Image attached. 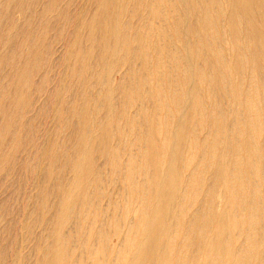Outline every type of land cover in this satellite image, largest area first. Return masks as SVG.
Masks as SVG:
<instances>
[{"label":"rangeland","instance_id":"obj_1","mask_svg":"<svg viewBox=\"0 0 264 264\" xmlns=\"http://www.w3.org/2000/svg\"><path fill=\"white\" fill-rule=\"evenodd\" d=\"M101 1L102 0H0V82H1L0 83V175H1L0 176V200H1L0 201V206H1L0 207V230H1L0 231V250H1L0 256L3 253L2 257L0 258L1 259L0 264H10V263L11 264H33L34 261L38 262V264H44V261L53 253L56 256V261L54 264H61V263L62 264H64V263L65 264H78V261L82 262V263L80 262L79 264H84V263L87 264L88 262L86 260L90 261L89 264H91V263L93 264V262H94L93 258L90 255H88L87 253H88L90 246L93 247L91 244L93 243V241H94L93 239H95V237H96V239H95L96 240L95 241L96 246L98 245V243H99V245L101 244V242L97 241V239L99 240V238H97L98 234H96L97 233L96 231L99 229L103 230L104 232H106L108 234L110 231H112V232H110L111 234H109V235L106 234L107 237H105V239L109 240V243L106 242L107 240H105L104 241L105 244L101 245L102 247L100 246L101 247L100 249H104V248L106 249L108 247V244H109V247L107 248V250H105V249H104L105 251L103 250V255L106 258V255L104 253L105 252L107 253V251H108L109 253L107 254L108 257L106 258V260L112 259L111 257L114 258L117 255L116 254L118 251V250H116L118 248L117 243L120 244V239L116 238V235L113 234L114 232H113L112 225L110 226L109 224H112L111 222L114 221L113 220L114 218L112 216L119 213L122 208H123L122 212H121L122 214L115 215L114 217H116L119 220L121 215H122L121 216L122 219H124V215H126V213H125L126 212V210H125L126 206L124 205L125 207H123V204H124L123 200L124 199L121 198L122 199L121 205L119 203V201L121 202L120 196L125 197L124 193H123L124 192L123 190H125V188L122 187V186H126V181H124L125 180L124 174L126 172L122 171V168L124 166L125 167L123 168V170L126 168L125 158L126 159L129 158V154H130V156H131V154L136 156L135 154H137V153L139 155V154H141L139 152H142L144 150H149V151L151 150L150 152L153 154V156H158V152H159V148H160L158 145H159L160 141L157 140L158 138L156 139L157 136L155 135V133H152V132H154V125H153L154 123H152V122H156L157 119L161 120V118L163 121V118L165 119V114H166L164 112H166L167 110H169V111L171 110L170 113H172V111L174 113L175 110H177L176 113H174V115L172 114L175 118V119L174 118L172 119V122L174 121L173 124H175V125H173V129H174L173 131H175V132H172V134L173 135L175 134V135H174V137H173V135L171 137V140H173V141L175 140V142L172 143V148L176 147L177 144L179 145L182 138L184 137V135L179 137V133H177L178 131L175 130V129L179 130V126L183 127L182 128L184 130L183 134L184 133L187 134V132H189V130H191L194 133V134H192L191 131H190V133H188V140L192 138L191 141L188 142V140H187L185 142L184 140H182L185 144H187V146H189V145L191 146V149L189 146L188 151H185L184 154L186 155V154L190 153L189 154L190 157L193 156L192 157L193 160L196 159V161H194L195 163L193 162L192 167H191V165L187 166V167H185L186 169H184V170H187L189 168V169H191V171H193L192 168H194V166L197 167L196 164L199 165V164L205 162L204 160H202L203 151H204L203 146L206 143H208L207 142L208 138L210 139V138L214 137V135L212 136L210 133L213 134V130H214L213 128L215 127V125H214L215 120L213 121V117H212L215 106L217 109H220V111L222 113H223V111H225L222 114L223 118H222V121L220 123L221 124L220 128L222 130H220V128H219V130L222 134V135L219 134V137H220L219 139L220 140L222 139V141L219 140V144H220V146H221V144L225 145V146L222 145L221 147L219 146V148L221 150H224V147H225V150H227V148H228L227 141L224 140L223 138L225 136V133H226V136H228L231 133L232 124L234 122V121L232 122V120H234L235 118L239 119V120L241 119V121H240L241 126L245 125V126L239 127V128H244L243 131L245 130L244 131L245 133L241 132L242 131V129H241V131H240L241 133H238L237 135H243V136H237L236 135L235 137L237 138V141H241V143H242L245 140V138L247 137L245 135L246 130H247L245 120L247 121L249 117L246 113L244 106L238 100L239 97H243V94H244V96H250L255 101V103L257 105L261 102V104L258 105V108H259V114H261L260 116L263 118H260L259 120H260V123L262 124V130H264L263 129L264 128V115H263L264 114V112H263L264 111V91H263L264 90V43L260 44L259 47H254L248 41V35H249L248 32L250 31V26H252L257 31L264 33V9H263L264 0H256L257 12H256V15L249 18V20H248L249 22L244 20V22L243 21L241 22L242 25H241V23H238V25H237V28L239 31L238 37L231 36V35H233V34H231V31H230V33L228 32L229 31L228 29L230 28V27L229 28L227 27V26H229V22H227V21H228V17L230 16V12H229V6L230 5H229L228 0H159V3H160L159 7L160 8L158 11L151 9L150 4H151L152 0H111V1H108L106 4L107 8L109 9L111 16L113 17V19L110 23L111 25L110 24L105 25L104 23L103 24L98 23L97 25L93 26V25H91V23L97 18L98 9L102 4ZM177 1H179V2H177ZM259 10H261V11L259 12ZM261 12H262V14H261ZM72 15H73V17H72ZM204 19H208L212 22V24L214 25L213 30L208 31L205 29V27L202 23ZM123 23H126V26ZM245 25H247V26H245ZM91 27L94 28V35H95L94 39H93V37L90 38V34L92 32ZM147 27L151 28V33H150L151 35H148L149 40L151 41L150 44H146L147 38L145 40ZM161 29L164 30L163 35L159 34V30H161ZM176 33H178V34H176ZM192 33H193V36L191 35ZM123 41H125L123 48H124V52L126 53V55H125V57L121 58L119 54H120L121 49H122V42ZM198 41H199V43H198ZM195 42H196V44H195ZM107 43H108V45H107ZM199 44H201V45H199ZM152 45H155L158 47L160 46V48H162L161 54H163V55L159 58L158 63H157V58L155 56L154 49H153ZM193 46H195V47H193ZM174 49H176L177 52H173ZM184 51H186V52H184ZM175 53H177V55L181 58V60L183 62V69H182L181 65L176 64L175 59L173 57V54H175ZM151 54L154 56H152ZM260 55H261V57H260ZM253 56L259 57V60L255 63L251 62V58H253ZM103 57L107 58V64L102 63ZM236 58L238 59V62L241 63L240 65L239 64L236 65V62H235ZM164 60L166 63L164 62ZM176 70H178V71H176ZM200 71H202L204 73L202 79H199V77L197 75ZM122 73H123V75H122ZM178 73H180V74H178ZM165 75H166V78H165ZM180 75H181V77H180ZM182 75H184V76H182ZM205 75H207V76H205ZM103 76H104V78H103ZM133 76H135V77L133 78ZM136 76H138V77H136ZM127 78H129V79L127 80ZM246 78H247V80H246ZM133 79H135V81ZM210 79L213 80L212 87L209 86ZM188 80H190V81H188ZM192 80H193V82H192ZM191 82L193 84H191ZM133 83H135V86ZM142 84H143V86H142ZM27 86H29V87H27ZM136 86H138V87H136ZM165 87H166V89H165ZM204 87L207 89H205ZM137 88H138V90H137ZM145 88L147 91L144 92ZM174 89L175 90L177 89V91H175ZM51 90H52V92H51ZM164 90H166V91H164ZM208 90H210V91H208ZM60 91H61V93H60ZM214 91H215V93H214ZM121 92H122V94H121ZM159 92L162 94H160ZM179 92H180V94H179ZM126 93H127V95H126ZM129 93L132 94L133 96L130 95ZM135 93H136V95H134ZM181 93H183V94H181ZM166 94H169V95L166 96ZM170 94L172 95V97ZM205 94H208V95H205ZM128 95L131 99L130 100L128 97L129 102L127 99ZM162 95H163V98H162ZM134 96H136L137 99L140 101L136 100L135 99L136 97H134ZM138 96H139V98H138ZM150 96H151V98H150ZM181 96H183V97H181ZM167 97H169V98H167ZM194 97H197V98H194ZM106 98H107V101H106ZM176 98L179 101L176 100ZM233 98H235L237 100L234 99L235 100L234 101ZM123 99L124 100L126 99V100L124 101ZM132 99L134 102L132 101ZM164 99H166V101ZM168 99H169V101H168ZM197 99H198V101H197ZM126 101H127V103H126ZM143 101H146L147 104H145V102L143 103ZM189 101H190V105H188ZM132 102L134 103V105ZM138 102H140V103H138ZM163 102H165V103L169 102V103H166V105H165V103H163ZM171 102H173V104ZM195 102H200L202 104V106L204 104L202 111H204L203 112L204 116L206 114L209 115V116L208 115L205 116L206 117L205 119H207L206 121L208 122V125L211 123L209 126H207V122L205 121V119H203V121L201 122L202 124L198 123V124H200V126H197V123L195 122V120H193V122H195V123H193V122L191 123V121H190V124H189V116L191 113L190 109L192 106H194L196 104ZM156 104H157V107H156ZM180 104L183 106H181ZM185 104L188 105L189 107L186 106ZM239 104H241V105H239ZM96 105L99 107H96ZM212 105H214V106H212ZM237 105H238V107H237ZM21 106H23V107H21ZM135 106L137 109L135 108ZM178 106L179 107L181 106V107L179 108ZM185 106L188 107L187 108L188 112H187ZM240 106H242V107H240ZM259 106H262V107L260 108ZM140 107H142V108H140ZM154 107H156L157 109ZM164 107H165V109H164ZM166 107H167V109H166ZM170 107L172 109H170ZM175 107H177L178 109ZM139 108L141 109V112L138 111V110H140ZM229 108H230V110H229ZM236 108H237V110H236ZM148 109H149V112L152 111L150 113V116L151 115L152 116L150 117L149 113H148L147 119H146L145 114L148 112ZM78 110L80 111L81 114H79ZM143 110H145L144 113H143ZM207 110H208V113L206 112ZM230 111H232V113ZM119 112L122 114H120ZM137 112L141 113L144 117L142 119L139 118L140 115ZM209 112H210V114H209ZM125 113L128 115V117L130 116L131 118L126 117L127 115ZM135 113H137L136 114L137 116L134 115ZM182 113H183V115H182ZM111 114H114V115L110 116ZM175 114H177V115H175ZM233 114L236 115V117L233 116ZM120 115H123V117H121ZM124 115H126V116H124ZM142 115H141V117H142ZM225 115H228V116H226V118H225ZM160 116H161V118H160ZM187 116H188V119L186 118ZM232 116H233V118H232ZM52 117H54V118H52ZM109 117H110V119H109ZM211 117H212V120L210 119ZM113 118H115V119L113 120ZM122 118L123 119L125 118L124 119L125 122L122 120ZM126 118H127V120H126ZM148 118H150L151 120L148 121ZM154 118H157V119H154ZM60 119H61V121H60ZM104 119H106V120L104 121ZM116 119H118V121ZM132 119H135V120L133 121ZM183 119L185 120V122ZM130 120H131V123H130ZM242 120H244V121L242 122ZM70 121H71V123H70ZM113 121H114V123H113ZM122 121H123L122 124L126 123L125 125L127 127L130 126V124H132V126H130L131 129H130V127H128L129 128L128 129L125 125H122L120 123ZM139 121H141L142 126H141V124L138 125L140 123ZM230 121H231V124H230ZM261 121H263V122H261ZM99 122H102V123H100L101 126H99ZM107 122L109 125L106 124ZM128 122H129V124H128ZM135 122H136V126H139V127H136V126L134 127ZM137 122H138V124H137ZM203 122L205 124H203ZM149 123H150V125H149ZM227 123H228V125L230 124V126H228ZM120 124H121V126H120ZM102 125H104L105 127H103ZM114 125H115V128L113 127ZM195 125H196V127H194ZM204 125L207 126L208 128L207 127L205 128ZM116 126H118L117 127L118 129H116ZM119 126L122 127V129H119ZM133 127H134V130L132 129ZM149 127L151 128V131H150ZM211 127H212V129H210ZM105 128L108 129L107 132L110 131V133H107L105 131L106 130ZM124 128H126V129H124ZM137 128L140 129L139 130V132H141L140 134H138L139 132L136 131V130H138ZM197 128H199V129H197ZM205 129H207V130H205ZM111 130L113 132H111ZM144 130H146V131L149 130V132H151V133L146 132ZM204 130H205V133H204ZM210 130H212V131H210ZM125 131H126V133H125ZM142 131H143V137H142ZM201 131H203V132H201ZM206 131H207V133H206ZM82 133L84 135H86L84 137V140H85L84 143L85 144L83 143L81 145V148L77 149L78 143H77L76 138L78 137L77 135L82 134ZM104 133H105V135H104ZM114 133L116 134V136ZM132 133H133V135H132ZM134 133H136L135 136H134ZM263 133H264V131H263ZM91 134H92V136H91ZM100 134H101L102 139L99 138ZM112 134H114V135L111 136ZM144 134L147 136L149 135V136L148 137L145 136V139H144ZM189 134H191V135H189ZM195 134H197V135H195ZM12 135H14V136H12ZM137 135L138 136L140 135L139 140H138ZM199 135H200V137H199ZM153 136H155V137L153 138ZM189 136H190V138H189ZM263 136H264V134H263ZM10 137H12V140ZM87 137H89L90 139ZM103 137H105V139ZM124 137H125V139H124ZM140 137H142V138L140 139ZM240 137L244 138V139L241 140ZM33 138H34V140H33ZM44 138H45V140H43ZM129 138H131V139H129ZM134 138H136V140H134ZM199 138L203 139V140H200ZM238 138H240V139H238ZM198 139L201 142H199ZM103 140H104V145L102 144ZM154 140L156 142V145L154 143ZM261 140L262 139H258L257 142H259ZM138 141H141V142L139 143ZM143 141L145 143H142ZM146 141H148V142H146ZM197 141L201 144L202 147L200 145H198L199 143ZM202 141H204V142H202ZM99 142H101V144ZM110 142L113 143V144L111 143L112 146L110 145ZM125 142H127V145L123 146L124 144H126ZM255 142H256V140H255ZM118 143L121 145H119ZM203 143H205V144H203ZM93 144H94V146H92ZM97 144H99V145L96 146ZM114 144L115 145L117 144V146H119L120 148H117V146H115ZM132 144L135 145V146H132L133 148L130 147ZM142 144H144V145L146 144V145L144 146ZM58 146H59V148H58ZM105 146H108V147H105ZM110 146H111V148H110ZM155 146H157V148ZM22 147H24V148H22ZM95 147H97V148H95ZM99 147H100V149H99ZM102 147L104 148V150ZM113 147H115L114 150H113ZM122 148H124V149H122ZM128 148H130V149H128ZM137 148H138V150L140 148L139 152H138V150H135ZM106 149H108L109 151L113 150V153L111 151H110L111 153L108 152V150L106 151ZM125 149H126V151H125ZM132 149H134V150H132ZM75 150L77 151V153ZM122 150H123V152H122ZM129 150H132V151H130L131 153H129ZM153 150L156 152H154ZM74 151H75V153H73ZM80 151H81V153H80ZM83 151H85V152H83ZM87 151L89 154L87 153ZM89 151H91V152H89ZM100 151L103 152V153H100L101 155L99 154ZM105 151L108 153L106 154ZM198 151H201V152L199 153ZM117 152H118V154H117ZM197 152H198V154H197ZM72 153L74 156L77 154L75 156V159H74V156L72 155ZM91 153L95 154V155L91 156L90 155ZM97 153H98V155H97L98 157L96 156ZM123 153H124V156H123ZM204 153H205V151H204ZM196 154L199 157L201 156V158L196 157ZM240 154H243V153L241 152ZM87 155H88V158H87ZM104 155L108 159L104 157V160H103ZM84 156H86V158H87L86 160H85ZM99 156H100V158H99ZM113 156H114V158L116 156L117 157L114 159ZM243 156L244 155H242L241 158H243ZM92 157L95 161L92 159ZM123 157H125V158L121 159ZM31 158H33V159H31ZM117 158H120V159H118L119 162L116 160ZM111 159L113 161H110ZM74 160H76V161H74ZM77 160L79 163L77 162ZM197 160H200V161H197ZM67 161H68V163H66ZM102 161H105V162H102ZM106 161H107V164H105ZM108 161H110L111 164ZM37 162H39V163H37ZM72 162H74V163H72ZM95 162H96V164H95ZM121 162H123V163L121 164ZM124 162H125V164H124ZM198 162H200V163H198ZM80 163H81V165H80ZM83 163H84V165H83ZM10 164H12V165L10 166ZM54 164H55V166H54ZM85 164H87V165H85ZM92 164L94 166H92ZM108 164H110V165H108ZM112 164L113 165L115 164V165L113 166ZM203 164L201 166H203V167L205 166V168H206L207 164H204V165ZM99 165L100 166L102 165V166L100 167ZM262 165L264 167V164H262ZM109 166H111L113 168H110ZM94 167H95V169H94ZM118 167H120V169ZM44 168L48 171V175H47V171L44 170ZM86 168L92 169L91 175L88 176L89 179L85 176H81V170L86 169ZM106 168H107V170H106ZM116 168L118 170H121V171H118ZM13 169H14V171H13ZM189 169L186 172L181 171V173H182L181 175H187V172L190 173ZM207 169H208V167H207ZM95 170L97 173L95 172ZM126 170L127 169H125L124 171H126ZM23 172H24V174H23ZM45 172H46V174H45ZM74 172H75V174H74ZM115 172H116V174H115ZM14 173H16V174H14ZM92 173H94V174H92ZM95 173H96V177H95ZM112 173L115 175H113ZM98 174L101 178L100 177L97 178ZM118 175H120L119 178H118ZM121 175H123L124 177H122ZM43 176H44V178H43ZM114 176L115 177L117 176L119 181L120 180L122 181L124 179L123 181L125 183H121L122 186H120L121 181L120 182L117 181L118 179L115 178ZM134 176H136V174ZM80 177H83V179ZM139 177H140L139 174H137V179ZM93 179L96 181H93ZM113 179H114V181L117 179L115 181V183L113 182ZM87 180L88 181L90 180V181L88 182ZM221 181L222 182L219 183L218 190L220 191V193L222 192V194L225 197H227L226 184L224 183L225 179L223 178ZM244 181H243V184L246 185L247 180H244ZM61 182H62V185L64 184L63 186L62 185L59 186V184H61ZM89 183L92 185V187L94 186V188L89 187V186H91V185H89ZM98 183H102L103 185L101 184L102 186L101 185L98 186ZM117 183H118V185L120 184L119 185L120 188L117 186ZM69 184H70V186H69ZM72 185L74 186V188H72L73 187ZM85 186H86V188H88V187L89 188L86 190ZM100 186H101V188H100ZM59 187L61 190L59 189ZM67 187H69V189H67ZM98 187L100 188V191H102V189L104 188L103 191L104 190H105V192L107 191L106 194L105 193L102 194L103 192L98 191V189H99ZM220 187H221V189H219ZM116 188L117 189L119 188L118 192L120 191V196L118 195V192L116 194V192H115V191H117ZM41 189H42V191H39ZM70 189H73L72 190L73 195H72V192H70L71 191ZM89 189H91L92 191ZM121 190H122V192H121ZM63 191H64V193H63ZM81 191L84 194H82ZM95 191L99 192V194L95 193ZM108 191H110V192H108ZM30 192H32V193H30ZM39 192H40V194H39ZM65 192H67V193L65 194ZM69 192L71 193V195H68ZM75 192H77V193H75ZM85 192L87 193V195L84 197ZM92 192H93V194H92ZM109 193H110V195H109ZM95 194H96V196H95ZM60 195H62V196H60ZM93 195H94V197H93ZM101 195H103V196H101ZM105 195H107V197ZM114 195L116 197L117 202L114 201V199H115ZM19 196H21V197H19ZM78 196H80V197H78ZM88 196H89V199H88L89 201L87 202L86 197L88 198ZM104 196H105V199L108 198V200H107L108 202L104 199ZM110 196L112 199L110 198ZM58 197H60V198L58 200H55ZM75 197H78L79 199L77 198V201H76ZM81 197H84V198H81ZM91 197L93 198L92 202L90 200ZM6 198H8V199H6ZM61 198H63V199H61ZM41 199H42V201H40ZM109 199H111V202L109 201ZM19 200H21L20 201L21 203L19 202ZM59 200L62 201V202L60 201L61 202V203H59L60 205H58V203H56V202H59ZM65 200H67V201L65 202ZM80 200H82V201H80ZM84 201H86L87 204L90 205L89 208L87 207L88 209H86L85 206H88V205L87 204L84 205L86 203V202L83 203ZM97 201H99L101 203V205H100V203L98 204L101 207L98 206V208H97V205H96L98 203ZM90 202L92 204H89ZM33 203H35V204H33ZM55 203H56V205H54ZM73 203L76 206H74ZM94 203H95V205H94ZM107 203H109V205L112 203L113 206L112 205L109 206ZM57 205L60 206V208ZM54 206H55V208H54ZM68 206H69V208H72L71 206H73L72 212L73 213L75 212V213L70 215L72 218H70V216L68 214V212L70 211V210H68L69 209ZM77 206L78 207L81 206V209H79L80 210L79 213H77V211H79ZM108 206H109V208H108ZM52 207H53V209H51ZM57 207H58L59 211H58ZM82 207L88 211L93 207L89 213L92 214V210H94L93 211L94 217L92 215H90L89 213L88 214L93 218H91L88 214H87L88 215L87 216L85 209H83ZM106 207H107V210L104 209ZM117 207L120 209V211ZM195 207H197V205ZM217 207H218V210H217ZM64 208H67V209H64ZM102 208H103V211L106 212V214L102 211ZM113 208H114V210H113ZM82 209H83V212L85 214L81 212ZM215 209H216V211H220L218 204H216ZM108 210H110V212H108ZM223 210H225L224 205L221 208V211H223ZM3 211H4V213H3ZM60 211H61V213H60ZM114 211L116 213H114ZM20 212H21V214H20ZM36 212H37V215H36ZM54 212H56V213H54ZM97 212L99 213L98 217H96ZM102 212L104 213L103 215H106V216L108 215L107 216L108 218L106 216H103L104 218H107V219H105L106 222H105V220L102 221V219H103ZM111 212H112V214H111ZM50 213L52 215H50ZM80 213H82V216L84 214L85 217L84 216L82 217ZM109 213H110L111 217H110ZM34 214H35V216H34ZM130 214H131L130 216L129 215L127 216L128 218L125 216V218H127L128 220L126 219V221H124L125 219L124 220L120 219L123 222H121L120 220H119V222H121L122 224H124V222H130V219H132V213H130ZM53 215H55V216H53ZM73 215L74 216L76 215V219L78 217H81V218L80 219L78 218L76 220L75 218H73L74 217ZM77 215H79V216L77 217ZM33 216L36 218V220L38 219L39 221L38 220L35 221V218ZM118 216H119V218H118ZM48 217H50L52 219L54 218L55 222H54V219L53 220L50 219L51 220V223H50ZM129 217H131V218H129ZM32 218L34 219V221ZM83 218L86 221L88 220V224H87V222H85V220ZM111 218H113V219H111ZM89 219L92 220L93 223L98 224L97 226H99V222H100V226L103 225L102 223H104V224L106 223V224L103 225V227H102L103 229L101 227L100 228L97 227L95 224H92L91 227L92 226L93 227L91 229V228H88V226H90L89 225L90 224ZM108 219H110V220H108ZM68 220H69V222H68ZM97 220H98V222H97ZM64 221H65V224H64ZM75 221H79V223L75 222ZM94 221H96V222H94ZM109 221H111V222L108 223ZM46 222H47V224L45 225ZM32 223H34V224H32ZM49 223L50 224L53 223L52 226L48 225ZM70 223H72V226H70L71 225ZM74 223H77V226H78V227L75 226L74 227L75 229L71 228L74 225H76ZM81 223L83 225H85V224L86 225L83 226ZM35 225H36V227H35ZM59 225H60V231H59ZM65 225H66V227L68 225V227L71 228L72 230L67 227V229H68V230L66 229L67 232H64L65 228H66V227H64ZM12 226H13V228H12ZM46 226H48V228L51 227V228H49L50 229L49 231H47L48 228ZM79 226H81L80 227L81 229H84L85 233H83L82 232L83 230H81V233H83V234H79V235L77 234L78 232H76V231L80 230ZM86 226L88 229L85 228ZM104 226H105V228H104ZM106 228H107L108 232L105 230ZM108 228H109V230H108ZM111 228H112V230H111ZM43 229H44V231H43ZM89 229L92 230V233H93V234H91V236L92 237L95 236L93 239L90 236L91 231H89L90 233H88ZM46 231H47V233L50 232L49 235L46 234ZM56 231H58L59 233ZM70 231L71 232L73 231L76 234L75 235L73 233L70 234ZM51 233H54V235H52ZM63 233H65V235H62ZM79 233H80V231H79ZM86 233H87V235L89 234L87 237H85ZM66 235L68 236L67 237L68 239L71 238L69 240L71 242L73 241L72 242L73 245L71 244V242L69 240L66 241ZM81 235L84 236L85 238L84 237L82 238ZM58 236H61L62 238L64 236V238L61 240V238ZM72 236L73 237L75 236V237L73 238ZM47 237L51 238L52 241L53 240L54 241L53 242L50 241V239ZM38 238H39V240H38ZM81 238H82V241L84 239V242H85V244L83 243V245H81V243H80V242H82ZM88 238L89 239L91 238L90 241L88 240ZM110 238H112V239L110 240ZM74 239L76 241L75 243H77V240H78L79 245L76 244L77 245L76 246L74 244ZM79 239H80V242H79ZM41 240L42 241L44 240L43 241L44 244ZM59 242H63L65 244L64 245H62L63 243L58 244ZM87 242H88V244H87ZM95 242L93 245L96 248ZM35 244H36V246H35ZM49 244H52V246L50 247ZM57 244H58V247H57ZM89 244H90V246H89ZM86 245H88V246H86ZM104 245L107 247H104ZM98 246L96 248L97 250H99ZM113 246H114V248H113ZM48 247L51 249L49 250ZM65 247H67V248H65ZM71 247L74 248V249L72 248V250H74V252L78 250L76 248H79V250L77 251L79 253L78 261L76 259V258H78V256L72 254L74 252H72ZM110 247L113 248V252H112ZM115 247H117V248H115ZM1 248H3V249H1ZM43 248H45L44 249L45 251L43 250ZM81 248H82L83 253L80 250ZM42 250H43V252H42ZM61 250L66 251V253H65V251H63V253H65L66 256H67V253L70 254V252H71V254L68 255L69 257H66L65 254L63 255ZM67 250L70 252H68ZM85 250H86V253H85ZM49 251H51V253ZM40 252H42V254L44 256ZM77 252L75 254H77ZM111 252H112V254H111ZM58 253L60 254V256ZM80 253L83 254V257H81ZM47 255H48V257H47ZM72 255H74V256H72ZM35 256L37 259L35 258ZM70 256H71V258H70ZM85 256H86V258H85ZM3 257H4V259H3ZM60 257H61V259H60ZM62 257H63V259L68 258V260L70 258V260L72 262L71 261L69 262L68 260L66 261V259L63 260ZM14 259H16V260H14ZM73 259H75V260H73ZM108 260L105 264H109ZM75 261H77V262L75 263ZM36 262L34 264H37Z\"/></svg>","mask_w":264,"mask_h":264},{"label":"bare ground","instance_id":"obj_2","mask_svg":"<svg viewBox=\"0 0 264 264\" xmlns=\"http://www.w3.org/2000/svg\"><path fill=\"white\" fill-rule=\"evenodd\" d=\"M108 1H111V0H102L101 1V6L99 7L98 9V12H97V18L91 23V25H97L98 23H104L105 25L107 24H110L113 17L111 16L110 12H109V9L107 8L106 4ZM42 2V1H41ZM116 2V1H115ZM179 2V1H177ZM229 2V12H230V16L228 17V21L229 22V26H227L229 29V33L231 31V36H235V37H238V34H239V31H238V28H237V25L238 23H241L242 21L244 22V20L248 21L250 17H253L254 15H256V12H257V7H256V0H228ZM36 3V2H35ZM159 0H152L151 4H150V7L152 10H155V11H158L159 10ZM263 5V4H262ZM225 8V7H224ZM260 9V8H259ZM264 9V7H263ZM46 11V10H45ZM261 10H259L260 12ZM262 14V12H261ZM262 16V15H261ZM73 17V15H72ZM263 17V16H262ZM196 21V20H195ZM201 22V21H200ZM249 22V21H248ZM203 25L205 27L206 30H213V27L214 25L212 24V22L208 19H204L203 20ZM125 24L126 26V23H123ZM194 24V23H193ZM89 25V24H88ZM111 25V24H110ZM188 25V24H187ZM242 25V23H241ZM248 25V24H247ZM245 25V26H247ZM251 25V24H250ZM236 26V27H235ZM199 27V26H198ZM245 28V27H244ZM179 29V28H178ZM191 29V28H190ZM246 29V28H245ZM91 34H90V38L93 37V39L95 38V35H94V28L91 27ZM196 30V29H195ZM164 30L161 29L159 30V34H164L163 32ZM191 31V30H190ZM207 31V32H208ZM249 31V30H248ZM93 33V34H92ZM99 33V32H98ZM151 28L150 27H147V32H146V36H145V40L147 38V43L146 44H150V40H149V36L148 35H151ZM180 33V32H179ZM209 33V32H208ZM249 35H248V41L251 45H253L254 47H259L260 44L264 43V33H261L257 30H255L252 26H250V31L248 32ZM178 34V33H176ZM190 34V33H189ZM87 35V34H86ZM193 36V33L191 34ZM201 35V34H200ZM101 36V35H100ZM104 36V35H103ZM102 36V37H103ZM165 36V35H164ZM86 37V36H85ZM201 37V36H200ZM181 38V37H180ZM233 38V37H232ZM86 39V38H85ZM198 39V38H197ZM231 39V38H230ZM88 41V40H87ZM173 42V41H172ZM144 43V42H143ZM178 43V42H177ZM182 43V42H181ZM199 43V41H198ZM206 43V42H205ZM228 43V42H227ZM103 44V43H102ZM124 44H125V41L122 42V49H121V52H120V57L123 58L125 57L126 53L124 52ZM196 44V42H195ZM108 45V43H107ZM181 45V44H180ZM201 45V44H199ZM228 45V44H227ZM230 45V44H229ZM240 45V44H239ZM153 46V49H154V53H155V56L157 58V63L159 62V58L163 55L161 54V49L160 46H155V45H152ZM225 46V45H224ZM182 47V46H181ZM195 47V46H193ZM2 48V47H1ZM184 48V47H183ZM189 48V47H188ZM192 49V48H191ZM148 51V50H147ZM166 52V51H165ZM173 52H177L176 49H174ZM186 52V51H184ZM260 52V51H259ZM101 53V52H100ZM152 53V52H151ZM182 53V52H181ZM218 54V53H217ZM152 55V54H151ZM243 55V54H242ZM154 56V55H152ZM144 57V56H143ZM173 57L175 59V62L176 64L178 65H181L182 69H183V62L181 60V58L177 55V53L173 54ZM261 57V55H260ZM11 58V57H10ZM155 58V57H154ZM64 60V59H63ZM155 60V59H154ZM161 60V59H160ZM259 60V57L258 56H253V58H251V62L255 63ZM37 61V60H36ZM154 62V61H153ZM165 62V60H164ZM235 62H236V65H240L241 63L238 62V59L236 58L235 59ZM102 63L104 64H107V58L106 57H103L102 59ZM166 63V62H165ZM164 63V64H165ZM102 65V64H101ZM188 65V64H187ZM192 65V64H191ZM155 66V65H154ZM212 66V65H211ZM166 67V66H165ZM188 67V66H187ZM154 68V67H153ZM176 68V67H175ZM198 68V67H197ZM249 68V67H248ZM120 69V68H119ZM146 69V68H145ZM173 69V68H172ZM171 69V70H172ZM189 69V68H188ZM222 69V68H221ZM232 70V69H231ZM104 71V70H103ZM107 71V70H106ZM130 71V70H129ZM128 71V72H129ZM147 71V70H146ZM165 71V70H164ZM178 71V70H176ZM192 71V70H191ZM154 72V71H153ZM259 72V71H258ZM165 73V72H164ZM173 73V72H172ZM232 73V72H231ZM74 74V73H73ZM128 74V73H127ZM160 74V73H159ZM180 74V73H178ZM191 74V73H190ZM203 72L200 71L197 75L199 77V79H202L203 77ZM218 74V73H217ZM258 74V73H257ZM5 75V74H4ZM123 75V73H122ZM154 75V74H153ZM177 75V74H176ZM259 75V74H258ZM96 76V75H95ZM141 76V75H140ZM184 76V75H182ZM207 76V75H205ZM245 76V75H244ZM256 76V75H255ZM3 77V76H2ZM106 77V76H105ZM135 76H133L134 78ZM138 77V76H136ZM154 77V76H153ZM181 77V75H180ZM257 77V76H256ZM30 78V77H29ZM104 78V76H103ZM102 78V79H103ZM143 78V77H142ZM165 78H166V75H165ZM12 79V78H11ZM98 79V78H97ZM129 78H127L128 80ZM172 79V78H171ZM2 80V79H1ZM135 81V79H133ZM143 80V79H142ZM145 80V79H144ZM147 80V79H146ZM156 80V79H155ZM165 80V79H164ZM181 80V79H180ZM220 80V79H219ZM247 80V78H246ZM125 81V80H124ZM130 81V80H129ZM160 81V80H159ZM182 81V80H181ZM186 81V80H185ZM190 81V80H188ZM201 81V80H200ZM228 81V80H227ZM231 81V80H230ZM11 82V81H10ZM155 82V81H154ZM166 82V81H165ZM193 82V80H192ZM191 82V84H193ZM196 82V81H195ZM207 82V81H206ZM212 82L213 80L210 79L209 81V86L212 87ZM1 83V82H0ZM15 83V82H14ZM93 83V82H92ZM123 83V82H122ZM130 83V82H129ZM161 83V82H160ZM185 83V82H184ZM188 83V82H187ZM202 83V82H201ZM204 83V82H203ZM79 84V83H78ZM134 86H135V83H133ZM140 84V83H139ZM146 84V83H145ZM163 84V83H162ZM166 84V83H165ZM190 84V85H191ZM206 84V83H205ZM215 84V83H214ZM39 85V84H38ZM105 85V84H104ZM187 85V84H186ZM199 85V84H198ZM207 85V84H206ZM226 85V84H225ZM229 85V84H228ZM54 86V85H53ZM141 86V85H140ZM143 86V84H142ZM164 86V85H163ZM29 87V86H27ZM63 87V86H62ZM138 87V86H136ZM226 87V86H225ZM224 87V88H225ZM251 87V86H250ZM127 88V87H126ZM129 88V87H128ZM190 88V87H189ZM203 88V87H202ZM205 88V87H204ZM6 89V88H5ZM133 89V88H132ZM131 89V90H132ZM136 89V88H135ZM166 89V87H165ZM184 89V88H183ZM201 89V88H200ZM207 89V88H205ZM13 90V89H12ZM50 90V89H49ZM60 90V89H59ZM124 90V89H123ZM138 90V88H137ZM173 90V89H172ZM175 90V89H174ZM202 90V89H201ZM211 90V89H210ZM208 90V91H210ZM33 91V90H32ZM128 91V90H127ZM147 91L146 88L144 89V92ZM157 91V90H156ZM166 91V90H164ZM171 91V90H170ZM177 91V89L175 90ZM218 91V90H217ZM235 91V90H234ZM233 91V92H234ZM264 91V90H263ZM2 92V91H1ZM25 92V91H24ZM52 92V90H51ZM129 92V91H128ZM135 92V91H134ZM143 92V93H144ZM163 92V91H162ZM33 93V92H32ZM61 93V91H60ZM96 93V92H95ZM137 93V92H136ZM136 93L134 95H136ZM140 93V92H139ZM138 93V94H139ZM160 93V92H159ZM178 93V92H177ZM195 93V92H194ZM203 93V92H202ZM209 93V92H208ZM215 93V91H214ZM250 93V92H249ZM252 93V92H251ZM57 94V93H56ZM120 94V93H119ZM122 94V92H121ZM130 94V93H129ZM162 94V93H160ZM165 94V93H164ZM180 94V92H179ZM183 94V93H181ZM213 94V93H212ZM218 94V93H217ZM227 94V93H226ZM230 94V93H229ZM243 94V93H242ZM71 95V94H70ZM74 95V94H73ZM92 95V94H91ZM127 95V93H126ZM132 95V94H130ZM157 95V94H156ZM169 95V94H166V96ZM171 95V94H170ZM175 95V94H174ZM185 95V94H184ZM189 95V94H188ZM205 95H208V94H205ZM216 95V94H215ZM251 95V94H250ZM257 95V94H256ZM81 96V95H80ZM118 96V95H117ZM116 96V97H117ZM121 96V95H120ZM124 96V95H123ZM122 96V97H123ZM133 96V95H132ZM141 96V95H140ZM165 96V97H166ZM202 96V95H201ZM212 96V95H211ZM217 96V95H216ZM233 96V95H232ZM83 97V96H82ZM126 97V96H125ZM129 95L127 96V99H128ZM136 97V96H134ZM172 97V95H171ZM170 97V98H171ZM183 97V96H181ZM192 97V96H191ZM236 97V96H235ZM253 97V96H252ZM258 97V96H257ZM263 97V96H262ZM29 98V97H28ZM68 98V97H67ZM75 98V97H74ZM139 98V96H138ZM145 98V97H144ZM148 98V97H147ZM151 98V96H150ZM162 98H163V95H162ZM169 98V97H167ZM166 98V99H167ZM194 98H197V97H194ZM255 98V97H254ZM105 99V98H104ZM130 99V97H129ZM129 99H128V102H129ZM136 100L137 97L135 98ZM141 99V98H140ZM161 99V98H160ZM166 99H164L166 101ZM208 99V98H207ZM210 99V98H209ZM221 99V98H220ZM229 99V98H228ZM235 98H233L234 100ZM48 100V99H47ZM124 100V99H123ZM126 100V99H125ZM124 100V101H125ZM131 100V99H130ZM148 100V99H147ZM176 100H178L176 98ZM190 100V99H189ZM215 100V99H214ZM227 100V99H226ZM237 100V99H235ZM234 100V101H235ZM240 101V103L244 106L245 110H246V113L248 115V120L246 121L245 120V123H246V138L245 140L241 143V141H237V138L235 137L238 133H241V132H244L243 129L244 128H239L241 126V119H234L232 120L233 124H232V129H231V133L226 136V133H225V136H224V140L227 141V150H225V147H224V150H221L219 148L220 144H219V134H221L220 130H222L220 128V123L222 121V114L225 112L223 111V113L220 111V109H217L216 106L214 108V111H213V121L215 120V127L213 128V134L210 133L212 136L214 135V137L212 138H208V143H203L205 144L203 146V158L202 160H204L205 162H203L204 164H207V167L205 168V166H201L203 163L197 165V167L194 166L193 171H191V169H189L190 173L187 172V175H181V171H188L187 170H184L186 169L185 167L187 166H190L192 167L193 165V162L196 161V159L193 160V156L190 157V153L189 154H184L185 151H188V147L190 146H187V144H185L182 140H184L185 142L188 140V133H190L191 130H189V132H187V134H183L184 130L182 129L183 127L179 126V130L175 129L176 131H178L177 133H179V137L184 135V137L182 138L180 144L176 147H173L172 148V143L175 142V140H171V137H172V132H175L173 131V124L174 121L172 122V119L174 118V113H176L177 110H175V112L173 113H170L169 110H167L165 114V119L163 118V121H162V118L161 120L160 119H157V118H154V119H157L156 122H152L154 123V132L152 133H155V135L157 136L156 139L158 141H160L159 143V152H158V156H153V154L149 151V150H144L142 152H139L140 151V148L138 150L135 149V150H138L139 154H135L136 156L132 155L130 156L129 154V158H121V159H124L125 158V161H126V168L127 169L126 171L123 170V167L122 168V171L123 172H126L124 174L125 176V180L126 181V186H122L121 183H125L123 180L120 182L119 181V176L118 175V178L117 176L115 178H117L116 180L120 182V186L124 187L125 190H123L124 192V196L125 197H122L120 196V191L118 192L119 190V185L117 183V186L119 187L118 189L116 188L117 192H118V195L120 196V199L123 198V207L126 206V215H124V221H126V219L128 218L127 216L131 215L130 213H132V219H130V222H124V224H122L121 222H119V220L114 217L115 215H119V214H122V209L120 211L119 209V213L113 215L112 217L114 218H111L113 219L114 221L111 222L109 221L108 223H112V224H109L110 226L112 225V228H113V234L116 235V238H119L120 239V244H118V248L116 250L117 251V255L113 258L111 257L112 259H107L108 260V263L109 264H264V167L262 164H264V136H263V131L262 130V124L260 123V118H263L261 117L259 114V108H258V105L261 104V102L257 105L255 103V101L250 97V96H244L243 94V97H239L238 99ZM58 101V100H57ZM73 101V100H72ZM106 101H107V98H106ZM123 101V102H124ZM133 101V99H132ZM140 101V100H138ZM159 101V100H158ZM169 101V99H168ZM179 101V100H178ZM198 101V99H197ZM201 101V100H200ZM205 101V100H204ZM210 101V100H209ZM231 101V100H230ZM238 101V102H239ZM45 102V101H44ZM54 102V101H53ZM121 102V101H120ZM131 102V101H130ZM134 102V101H133ZM132 102V103H133ZM137 102V101H136ZM135 102V103H136ZM142 102V101H141ZM145 102V104H147L146 101H143V103ZM206 102V101H205ZM214 102V101H213ZM223 102V101H222ZM228 102V101H227ZM237 102V101H236ZM71 103V102H70ZM73 103V102H72ZM127 103V101H126ZM140 103V102H138ZM154 103V102H153ZM162 103V102H161ZM165 103V102H163ZM166 103H169V102H166ZM165 103V105H166ZM173 104V102H171ZM178 103V102H177ZM176 103V104H177ZM190 105V101L188 102ZM196 104L194 106H190L191 107V113H190V116H189V124H190V121L191 123L193 122V120H195V122L197 123V126H200V124H202L201 122L203 121V119H205L206 114L205 116L203 115V106L200 102H195ZM204 103V102H203ZM218 103V102H217ZM221 103V102H220ZM230 103V102H229ZM235 103V102H234ZM42 104V103H41ZM48 104V103H47ZM97 104V103H96ZM103 104V103H102ZM129 104V103H128ZM131 104V103H130ZM137 104V103H136ZM135 104V105H136ZM160 104V103H159ZM193 104V103H192ZM211 104V103H210ZM209 104V105H210ZM231 104V103H230ZM239 104V105H241ZM263 104V103H262ZM33 105V104H32ZM57 105V104H56ZM94 105V104H93ZM100 105V104H99ZM134 105V103H133ZM140 105V104H139ZM143 105V104H142ZM181 105V104H180ZM186 105V104H185ZM186 105V106H188ZM141 106V105H140ZM161 106V105H160ZM164 106V105H163ZM177 106V105H176ZM183 106V105H181ZM180 106V107H181ZM186 110L187 108L189 107H186ZM207 106V105H206ZM214 106V105H212ZM23 107V106H21ZM33 107V106H32ZM47 107V106H46ZM90 107V106H89ZM96 107H99L96 105ZM102 107V106H101ZM150 107V106H149ZM156 107H157V104H156ZM154 107V108H156ZM179 107V106H178ZM179 107V108H180ZM218 107V106H217ZM228 107V106H227ZM230 107V106H229ZM238 107V105H237ZM242 107V106H240ZM260 108L262 106H259ZM30 108V107H29ZM136 108V106H135ZM142 108V107H140ZM139 108V109H140ZM146 108V107H145ZM177 108V107H175ZM207 108V107H206ZM209 108V107H208ZM221 108V107H220ZM225 108V107H224ZM40 109V108H39ZM137 109V108H136ZM153 109V108H152ZM151 109V110H152ZM157 109V108H156ZM165 109V107H164ZM167 109V107H166ZM170 109H172L170 107ZM178 109V108H177ZM211 109V108H210ZM209 109V110H210ZM227 109V108H226ZM243 109V108H242ZM82 110V109H81ZM102 110V109H101ZM159 110V109H158ZM185 110V109H184ZM183 110V111H184ZM185 110V111H186ZM193 110V111H192ZM212 110V109H211ZM230 110V108H229ZM237 110V108H236ZM244 110V111H245ZM28 111V110H27ZM32 111V110H31ZM55 111V110H54ZM53 111V112H54ZM91 111V110H90ZM95 111V110H94ZM98 111V110H97ZM100 111V110H99ZM136 111V110H135ZM139 112H141V109L138 110ZM145 110H143V113H144ZM161 111V110H160ZM66 112V111H65ZM79 114L80 111L78 110ZM137 112V113H139ZM147 112V111H146ZM152 112V111H151ZM149 112V109H148V112L145 114L146 116V119H147V114L149 113V116H150V113ZM157 112V111H156ZM188 112V110H187ZM208 113V110L206 111ZM232 113V111H230ZM236 112V111H235ZM234 112V113H235ZM242 112V111H241ZM261 112V111H260ZM264 112V111H263ZM11 113V112H10ZM43 113V112H42ZM51 113V112H50ZM59 113V112H58ZM112 113V112H111ZM120 113V112H119ZM129 113V112H128ZM133 113V112H132ZM137 113H135L134 115H136ZM212 113V112H211ZM239 113V112H238ZM20 114V113H19ZM115 114V113H114ZM114 114H111L110 116L114 115ZM122 114V113H120ZM126 114V113H125ZM173 114V115H172ZM178 114V113H177ZM175 114V115H177ZM210 114V112H209ZM228 114V113H227ZM236 114V113H235ZM49 115V114H48ZM76 115V114H75ZM106 115V114H105ZM127 115V114H126ZM124 115V116H126ZM139 118H143L144 116L139 113ZM142 115V117H141ZM163 115V114H162ZM183 115V113H182ZM188 115V114H187ZM242 115V114H241ZM246 115V114H245ZM264 115V114H263ZM80 116V115H79ZM121 117H123V115H120ZM137 116V115H136ZM148 116V117H149ZM152 116V115H151ZM150 116V117H151ZM209 116V115H208ZM226 116L228 115H225V118ZM230 116V115H229ZM233 116L236 117V115L233 114ZM232 116V118H233ZM244 116V115H243ZM32 117V116H31ZM48 117V116H47ZM56 117V116H55ZM67 117V116H66ZM117 117V116H116ZM128 117V115L126 116ZM130 117V116H129ZM128 117V118H129ZM212 117L210 118L212 120ZM231 117V116H230ZM30 118V117H29ZM45 118V117H44ZM54 118V117H52ZM58 118V117H57ZM56 118V119H57ZM105 118V117H104ZM131 118V117H130ZM133 118V117H132ZM188 119V116L186 117ZM229 118V117H228ZM110 119V117H109ZM108 119V120H109ZM115 118H113L114 120ZM125 119V118H124ZM124 119L122 118V120L124 121ZM175 119V118H174ZM30 120V119H29ZM32 120V119H31ZM44 120V119H43ZM65 120V119H64ZM106 119H104L105 121ZM118 121V119H116ZM127 120V118H126ZM133 121L135 119H132ZM137 120V119H136ZM139 120V119H138ZM144 120V119H143ZM151 120L150 118H148V121ZM184 120V119H183ZM207 119H205L206 121ZM26 121V120H25ZM55 121V120H54ZM61 121V119H60ZM111 121V120H110ZM120 122L121 124L123 123ZM132 121V122H133ZM142 121V120H141ZM141 121H139L140 123L137 124L142 126V123ZM179 121V120H178ZM204 121V122H205ZM224 121V120H223ZM227 121V120H226ZM244 120H242L243 122ZM43 122V121H42ZM112 122V121H111ZM125 122V121H124ZM185 122V120H184ZM193 122V123H195ZM203 122V124H205ZM207 122V121H206ZM229 122V121H228ZM263 122V121H261ZM71 123V121H70ZM100 123L102 122H99V126ZM114 123V121H113ZM117 123V122H116ZM130 123H131V120H130ZM134 123V122H133ZM200 123V124H198ZM26 124V123H25ZM24 124V125H25ZM33 124V123H32ZM108 124V122L106 123ZM120 124V126H121ZM126 124V123H125ZM125 124H122V125H125ZM129 124V122H128ZM127 124V125H128ZM144 124V123H143ZM146 124V123H145ZM211 124V123H210ZM209 124V125H210ZM224 124V123H223ZM226 124V123H225ZM230 124H231V121H230ZM230 124L227 125L230 126ZM18 125V124H17ZM28 125V124H27ZM31 125V124H30ZM109 125V124H108ZM111 125V124H110ZM150 125V123H149ZM178 125V124H177ZM176 125V126H177ZM187 125V124H186ZM208 125V122H207V126ZM226 125V126H227ZM3 126V125H2ZM20 126V125H19ZM90 126V125H89ZM103 127H105L104 125H102ZM119 126V129H122V127ZM126 126V125H125ZM130 126H132V124H130ZM128 126V127H130ZM136 126V122L134 124V127ZM193 126V125H192ZM205 126V125H204ZM203 126V127H204ZM205 126V128L207 127ZM242 126H245V125H242ZM241 126V127H242ZM16 127V126H15ZM26 127V126H25ZM38 127V126H37ZM75 127V126H74ZM115 128V125L113 126ZM118 126H116V129ZM127 127V126H126ZM127 127V128H128ZM134 127L132 128L134 130ZM136 127H139V126H136ZM187 127V126H186ZM196 127V125L194 126ZM34 128V127H33ZM141 128V127H140ZM188 128V127H187ZM186 128V129H187ZM208 128V127H207ZM220 128V130H219ZM14 129V128H13ZM26 129V128H25ZM59 129V128H58ZM77 129V128H76ZM89 129V128H88ZM106 129V128H105ZM126 129V128H124ZM129 129V128H128ZM127 129V130H128ZM131 129V127H130ZM138 129V128H137ZM143 129V128H142ZM150 131H151V128L149 127ZM185 129V128H184ZM193 129V128H192ZM199 129V128H197ZM203 129V128H202ZM212 129V127L210 128ZM226 129V128H225ZM229 129V128H228ZM242 129V131H241ZM264 129V128H263ZM32 130V129H31ZM78 130V129H77ZM90 130V129H89ZM88 130V131H89ZM108 129H106L105 131L107 132ZM115 130V129H114ZM132 130V131H133ZM136 130V129H135ZM140 129L136 130L139 132ZM196 130V129H195ZM207 130V129H205ZM205 130H204V133H205ZM230 130V129H229ZM4 131V130H3ZM91 131V130H90ZM102 131V130H101ZM117 131V130H116ZM131 131V132H132ZM146 131V130H144ZM187 131V130H186ZM185 131V132H186ZM209 131V130H208ZM212 131V130H210ZM241 131V132H240ZM12 132V131H11ZM57 132V131H56ZM92 132V131H91ZM104 132V131H103ZM111 132H113L111 130ZM120 132V131H119ZM124 132V131H123ZM130 132V131H129ZM146 132H149L146 131ZM198 132V131H197ZM203 132V131H201ZM14 133V132H13ZM12 133V134H13ZM81 133V132H80ZM85 133V132H84ZM89 133V132H88ZM101 133V132H100ZM107 133H110L107 132ZM106 133V134H107ZM126 133V131H125ZM137 133V132H136ZM134 133V136L135 134ZM141 132H139L138 134H140ZM151 133V132H149ZM192 134H194L192 131H191ZM196 133V132H195ZM207 133V131H206ZM245 133V132H244ZM243 133V134H244ZM43 134V133H42ZM90 134V133H89ZM99 134V133H98ZM102 134V133H101ZM101 134H100V137L101 138ZM115 134V133H114ZM114 134H112L111 136H113ZM123 134V133H122ZM128 134V133H127ZM224 134V133H223ZM228 134V133H227ZM16 135V134H15ZM105 135V133H104ZM108 135V134H107ZM118 135V134H117ZM120 135V134H119ZM129 135V134H128ZM133 135V133H132ZM153 135V134H152ZM175 135V134H174ZM173 135V137H174ZM191 135V134H189ZM197 135V134H195ZM203 135V134H202ZM208 135V134H207ZM222 135V134H221ZM14 136V135H12ZM78 137L76 138L77 139V143H78V146H77V149L78 148H81V145L85 142L84 140V137L86 135H84L83 133L82 134H79L77 135ZM90 136V135H89ZM92 136V134H91ZM110 136V137H111ZM116 136V134H115ZM124 136V135H123ZM122 136V137H123ZM127 136V135H126ZM125 136V137H126ZM131 136V135H130ZM138 136V135H137ZM140 136V135H139ZM139 136H138V140H139ZM145 136L148 137L147 135L144 134V139H145ZM151 136V135H150ZM194 136V135H193ZM237 136H243V135H237ZM109 137V136H108ZM107 137V138H108ZM124 137V139H125ZM142 137H143V131H142ZM140 137V139L142 138ZM152 137V136H151ZM155 136H153L154 138ZM192 137V136H191ZM195 137V136H194ZM200 137V135H199ZM11 140H12V137H10ZM14 138V137H13ZM23 138V137H22ZM39 138V137H38ZM47 138V137H46ZM89 138V137H87ZM95 138V137H94ZM98 138V139H99ZM105 139V137H103ZM114 138V137H113ZM127 138V137H126ZM190 138V136H189ZM203 138V137H202ZM222 138V137H221ZM241 138V137H240ZM238 138V139H240ZM24 139V138H23ZM90 139V138H89ZM102 139V138H101ZM123 139V138H122ZM131 139V138H129ZM152 139V138H151ZM192 139V138H191ZM191 139L188 140L191 141ZM197 139V138H196ZM200 139V138H199ZM198 141L201 142L200 140H203V139H200ZM244 139V138H241V140ZM258 139H262L261 141L257 142ZM34 140V138H33ZM45 140V138L43 139ZM110 140V139H109ZM134 140H136V138H134ZM211 140V141H210ZM223 140V141H224ZM256 140V142H255ZM87 141V140H86ZM99 141V140H98ZM111 141V140H110ZM121 141V140H120ZM153 141V140H152ZM196 141V140H195ZM197 141V142H198ZM222 141V139L220 140ZM11 142V141H10ZM31 142V141H30ZM34 142V141H33ZM46 142V141H45ZM106 142V141H105ZM129 142V141H128ZM139 143L141 141H138ZM148 142V141H146ZM187 142V143H188ZM198 142V143H199ZM204 142V141H202ZM67 143V142H66ZM76 143V144H77ZM95 143V142H94ZM101 144V142H99ZM112 142H110V145L112 146L111 144ZM126 144H124L123 146L127 145V142H125ZM138 143V144H139ZM142 143H145L144 141ZM154 143L156 145V142L154 140ZM195 143V142H194ZM224 143V142H223ZM42 144V143H41ZM51 144V143H50ZM85 144V143H84ZM90 144V143H89ZM102 144L104 145V140L102 141ZM119 144V143H118ZM190 144V143H189ZM44 145V144H43ZM99 144H97L96 146H98ZM106 145V144H105ZM115 145V144H114ZM121 145V144H119ZM137 145V144H136ZM140 145V144H139ZM144 145V144H142ZM146 145V144H145ZM144 145V146H145ZM174 145V144H173ZM198 145L201 146V144L199 143ZM225 146L224 144H221V146ZM36 146V145H35ZM76 146V145H75ZM89 146V145H88ZM94 146V144L92 145ZM110 146V148H111ZM117 146V144L115 145ZM132 146H135V145H131L130 147L133 148ZM141 146V145H140ZM148 146V145H147ZM194 146V145H193ZM199 146V147H200ZM220 146V147H221ZM104 147V146H103ZM102 147V148H103ZM105 147H108V146H105ZM127 147V146H126ZM137 147V146H136ZM135 147V148H136ZM149 147V146H148ZM152 147V146H151ZM150 147V148H151ZM157 148V146H155ZM154 147V148H155ZM198 147V146H197ZM202 147V146H201ZM24 148V147H22ZM59 148V146H58ZM93 148V147H92ZM97 148V147H95ZM115 147H113V150H114ZM117 148H120L119 146H117ZM125 148V147H124ZM122 148V149H124ZM193 148V147H192ZM100 149V147H99ZM109 149V148H108ZM106 149V151L108 150ZM130 149V148H128ZM190 149H191V146H190ZM196 149V148H195ZM202 149V148H201ZM6 150V149H5ZM80 150V149H79ZM82 150V149H81ZM104 150V148H103ZM113 150H110L112 153H113ZM119 150V149H118ZM134 150V149H132ZM132 150H129V153H131L130 151ZM194 150V149H193ZM22 151V150H21ZM29 151V150H28ZM76 151V150H75ZM75 151L73 153H75ZM105 153L107 154L108 152H110L108 150V152ZM116 151V150H115ZM126 151V149H125ZM154 151V150H153ZM191 151V150H190ZM189 151V152H190ZM195 151V150H194ZM193 151V152H194ZM243 154H240L241 152ZM85 152V151H83ZM91 152V151H89ZM110 152V153H111ZM119 152V151H118ZM117 152V154H118ZM123 152V150H122ZM128 152V151H127ZM134 152V151H133ZM156 152V151H154ZM199 153L201 151H198ZM197 152V154H198ZM5 153V152H4ZM35 153V152H34ZM43 153V152H42ZM57 153V152H56ZM72 153V155H73ZM77 153V151H76ZM81 153V151H80ZM88 153V151H87ZM100 153H103L102 151L99 152ZM109 153V154H110ZM126 153V152H125ZM192 153V152H191ZM20 154V153H19ZM33 154V153H32ZM85 154V153H84ZM89 154V153H88ZM108 154V155H109ZM196 154V157H199L197 156ZM202 154V153H201ZM200 154V155H201ZM67 155V154H66ZM77 155V154H76ZM75 155V156H76ZM80 155V154H79ZM78 155V156H79ZM83 155V154H82ZM81 155V156H82ZM91 156L92 155H95V154H90ZM98 155V153L96 154V156ZM101 155V154H100ZM111 155V154H110ZM109 155V156H110ZM122 155V154H121ZM192 155V154H191ZM243 156V158H241ZM27 156V155H26ZM34 156V155H33ZM45 156V155H44ZM74 156V155H73ZM75 156H74V159H75ZM108 156V157H109ZM123 156H124V153H123ZM262 156V157H261ZM24 157V156H23ZM65 157V156H64ZM85 157V160L88 158V155H87V158L86 156ZM83 157V158H84ZM90 157V156H89ZM98 157V156H97ZM96 157V158H97ZM102 157V156H101ZM104 157L105 155L103 156V160H104ZM117 157V156H116ZM115 157V158H116ZM195 157V156H194ZM55 158V157H54ZM91 158V157H90ZM100 158V156H99ZM107 158V157H105ZM110 158V157H109ZM114 158V156H113ZM114 158V159H115ZM201 158V156L199 157ZM33 159V158H31ZM93 159V157H92ZM91 159V160H92ZM108 159V158H107ZM118 159L120 158H117L116 160L118 161ZM13 160V159H12ZM23 160V159H22ZM47 160V159H46ZM62 160V159H61ZM65 160V159H64ZM71 160V159H70ZM94 160V159H93ZM201 160V159H200ZM200 160H197V161H200ZM9 161V160H8ZM32 161V160H31ZM40 161V160H39ZM69 161V160H68ZM68 161L66 163H68ZM76 161V160H74ZM95 161V160H94ZM110 161H113L112 159ZM110 161H108L110 163ZM121 161V160H120ZM5 162V161H4ZM78 162V160H77ZM86 162V161H85ZM90 162V161H89ZM102 162H105V161H102ZM116 162V161H115ZM119 162V161H118ZM202 162V161H201ZM31 163V162H30ZM39 163V162H37ZM65 163V164H66ZM74 163V162H72ZM79 163V162H78ZM93 163V162H92ZM123 162H121L122 164ZM195 163V162H194ZM200 163V162H198ZM20 164V163H19ZM29 164V163H28ZM71 164V163H70ZM96 164V162H95ZM107 164V161L106 163ZM111 164V163H110ZM108 164V165H110ZM125 164V162H124ZM203 164V165H204ZM12 164H10L11 166ZM16 165V164H15ZM38 165V164H37ZM49 165V164H48ZM59 165V164H58ZM67 165V164H66ZM72 165V164H71ZM81 165V163H80ZM84 165V163H83ZM82 165V166H83ZM87 165V164H85ZM113 165V164H112ZM115 165V164H114ZM113 165V166H114ZM55 166V164H54ZM92 166H94L92 164ZM100 166V165H99ZM102 166V165H101ZM100 166V167H101ZM107 166V165H106ZM120 166V165H119ZM28 167V166H27ZM47 167V166H46ZM63 167V166H62ZM68 167V166H67ZM98 167V166H97ZM110 168H113L111 166H109ZM117 167V166H116ZM15 168V167H14ZM35 168V167H34ZM80 168V167H79ZM83 168V167H82ZM91 168V167H90ZM90 168H86V169H82L81 170V176H85L89 179L88 176L91 175V171L92 169ZM93 168V167H92ZM120 169V167H118ZM95 169V167H94ZM93 169V170H94ZM117 169V168H116ZM11 170V169H10ZM44 170H46L44 168ZM97 170V169H96ZM95 170V172H96ZM107 170V168H106ZM118 170V169H117ZM14 171V169H13ZM28 171V170H27ZM26 171V172H27ZM33 171V170H32ZM39 171V170H38ZM47 171V170H46ZM113 171V170H112ZM118 171H121V170H118ZM101 172V171H100ZM99 172V173H100ZM184 172V173H185ZM97 173V172H96ZM96 173H95V177H96ZM109 173V172H108ZM107 173V174H108ZM119 173V172H118ZM16 174V173H14ZM24 174V172H23ZM46 174V172H45ZM44 174V175H45ZM75 174V172H74ZM94 174V173H92ZM113 174V173H112ZM116 174V172H115ZM113 174V175H115ZM136 174V176H134ZM137 174H139V178L137 179ZM186 174V173H185ZM18 175V174H17ZM28 175V174H27ZM47 175H48V171H47ZM46 175V176H47ZM1 176V175H0ZM4 176V175H3ZM35 176V175H34ZM66 176V175H65ZM93 176V175H92ZM122 177H124L123 175H121ZM99 174H98V177L99 178ZM40 178V177H39ZM44 178V176H43ZM51 178V177H50ZM83 179V177H80ZM101 178V177H100ZM114 178V179H115ZM225 179V184H226V189H227V197H225L222 192L220 193V191L218 190V187H219V183L222 182L221 180L222 179ZM3 179V178H2ZM56 179V178H55ZM71 179V178H70ZM95 179V178H94ZM93 181H96L94 180ZM113 179V182L115 183ZM18 180V179H17ZM34 180V179H33ZM42 180V179H41ZM45 180V179H44ZM99 180V179H98ZM244 180H247V184L244 185L243 184V181ZM69 181V180H68ZM80 181V180H79ZM88 181V180H87ZM86 181V182H87ZM90 181V180H89ZM88 181V182H89ZM92 181V182H93ZM22 182V181H21ZM84 182V181H83ZM245 182V181H244ZM24 183V182H23ZM35 183V182H34ZM55 183V182H54ZM60 183V182H59ZM58 183V184H59ZM71 183V182H70ZM94 183V182H93ZM113 183V184H114ZM7 184V183H6ZM51 184V183H50ZM83 184V183H82ZM88 184V183H87ZM97 184V183H96ZM95 184V185H96ZM102 183H98V186L101 185ZM11 185V184H10ZM36 185V184H35ZM40 185V184H39ZM54 185V184H53ZM62 185V182L61 184H59V186ZM64 185V184H63ZM62 185V186H63ZM80 185V184H79ZM85 185V184H84ZM89 185H91L89 183ZM94 185V184H93ZM103 185V184H102ZM101 185V186H102ZM115 185V184H114ZM70 186V184H69ZM73 186V185H72ZM83 186V185H82ZM100 186V188H101ZM3 187V186H2ZM42 187V186H41ZM89 187H92L89 186ZM88 187V188H89ZM222 187V186H221ZM221 187L219 189H221ZM8 188V187H7ZM14 188V187H13ZM43 188V187H42ZM51 188V187H50ZM63 188V187H62ZM74 188V186L72 187ZM80 188V187H79ZM84 188V187H83ZM88 188H86L85 186V189L87 190ZM94 188V186L92 187ZM99 188V187H98ZM97 188V189H98ZM100 188L98 189V191H100ZM103 188V187H102ZM123 188V189H124ZM60 189V187H59ZM67 189H69V187H67ZM66 189V190H67ZM84 189V190H85ZM96 189V188H95ZM94 189V190H95ZM104 189V188H103ZM100 191V192H103L102 194H106L105 190L103 191ZM225 189V190H226ZM30 190V189H29ZM33 190V189H32ZM45 190V189H44ZM50 190V189H49ZM55 190V189H54ZM61 190V189H60ZM63 190V189H62ZM72 192L73 189H70ZM80 190V189H79ZM85 190V191H86ZM91 190V189H89ZM39 191H42L39 190ZM92 191V190H91ZM90 191V192H91ZM97 191V190H96ZM97 194H99V192H96ZM5 192V191H4ZM54 192V191H53ZM69 192L68 195H71V193ZM82 192V191H81ZM87 192V191H86ZM85 192V195L84 197L87 195V193ZM94 192V191H93ZM92 192V194H93ZM110 192V191H108ZM122 192V190H121ZM225 192V191H224ZM18 193V192H17ZM32 193V192H30ZM49 193V192H48ZM64 193V191H63ZM67 192H65L66 194ZM77 193V192H75ZM80 193V192H79ZM112 193V192H111ZM9 194V193H8ZM40 194V192H39ZM42 194V193H41ZM62 194V193H61ZM82 194H84L82 192ZM81 194V195H82ZM89 194V193H88ZM91 194V193H90ZM63 195V194H62ZM60 195V196H62ZM72 195H73V192H72ZM75 195V194H74ZM110 195V193H109ZM112 195V194H111ZM117 195V196H118ZM14 196V195H13ZM30 196V195H29ZM38 196V195H37ZM40 196V195H39ZM96 196V194H95ZM103 196V195H101ZM107 197V195H105ZM105 196H104V199H105ZM8 197V196H7ZM21 197V196H19ZM28 197V196H27ZM31 197V196H30ZM56 197V196H55ZM64 197V196H63ZM80 197V196H78ZM78 197H75L76 201H77V198ZM84 197H81V198H84ZM94 197V195H93ZM115 197V195H114ZM12 198V197H11ZM17 198V197H16ZM42 198V197H41ZM60 197H58L57 199L55 200H58ZM103 198V197H102ZM111 198V196H110ZM118 198V197H117ZM8 199V198H6ZM20 199V198H19ZM26 199V198H25ZM30 199V198H29ZM37 199V198H36ZM63 199V198H61ZM67 199V198H66ZM79 199V198H78ZM89 196L88 198L86 197V201L88 202L89 200ZM93 198L91 197V202L93 201L92 200ZM112 199V198H111ZM111 199H109V201L111 202ZM114 199V198H113ZM54 200V201H55ZM84 200V199H83ZM102 200V199H101ZM106 201L108 200L105 199ZM119 200V199H118ZM1 201V200H0ZM17 201V200H16ZM21 200H19L20 202ZM25 201V200H24ZM30 201V200H29ZM35 201V200H34ZM37 201V200H36ZM42 201V199L40 200ZM61 200H59V202H56L58 203V205H60L59 203ZM67 200H65L66 202ZM82 201V200H80ZM79 201V202H80ZM86 201H84L83 203H85ZM100 201V200H99ZM97 201L98 203L96 204L97 205V208L98 206L101 205V203ZM103 201V200H102ZM101 201V202H102ZM114 201H116V197L114 199ZM8 202V201H7ZM12 202V201H11ZM87 202L84 204L86 205ZM89 203V204H92V203ZM96 202V201H95ZM108 202V201H107ZM117 202V201H116ZM21 203V202H20ZM29 203V202H28ZM56 203L54 205H56ZM76 203V202H75ZM82 203V202H81ZM100 203V205H98ZM106 203V202H105ZM120 205L122 203V199H121V202L119 201ZM4 204V203H3ZM35 204V203H33ZM74 204V203H73ZM77 204V203H76ZM79 204V203H78ZM109 205V203H107ZM115 204V203H114ZM199 204V205H198ZM216 204L219 205V208H220V211H216ZM8 205V204H7ZM11 205V204H10ZM40 205V204H39ZM57 205V206H58ZM88 205V204H87ZM95 205V203H94ZM113 206V204L111 203L109 206ZM125 205V206H124ZM197 205V207H195ZM224 205V208L225 210L221 211V208L222 206ZM27 206V205H26ZM33 206V205H32ZM49 206V205H48ZM53 206V205H52ZM74 206H76L74 204ZM83 206V205H82ZM90 205L88 206H85L86 209L89 208ZM93 206V205H92ZM108 206V208H109ZM117 206V205H116ZM1 207V206H0ZM60 208V206H58ZM57 207V209H58ZM72 208H69L68 206V210H70L68 212L69 216L74 214L72 211H73V206H71ZM78 207V206H77ZM80 207V208H79ZM78 207V210L81 209V206ZM88 207V208H87ZM95 207V206H94ZM101 207V206H100ZM103 207V206H102ZM20 208V207H19ZM45 208V207H44ZM55 208V206H54ZM76 208V207H75ZM74 208V209H75ZM83 208V207H82ZM91 208V207H90ZM93 208V207H92ZM91 208V209H92ZM112 208V207H111ZM49 209V208H48ZM53 209V207L51 208ZM64 209H67V208H64ZM63 209V210H64ZM85 209V208H83ZM83 209H82V213L83 212ZM86 215L90 212V210H86ZM107 210V207L104 208ZM16 210V209H15ZM26 210V209H25ZM62 210V211H63ZM99 210V209H98ZM114 210V208H113ZM116 210V209H115ZM217 210H218V207H217ZM14 211V210H13ZM19 211V210H18ZM36 211V210H35ZM52 211V210H51ZM54 211V210H53ZM59 211V209H58ZM76 211V210H75ZM88 211V212H87ZM93 211L92 210V215L93 216ZM102 211H103V208H102ZM112 211V210H111ZM6 212V211H5ZM22 212V211H21ZM20 212V214H21ZM41 212V211H40ZM64 212V211H63ZM79 211H77V213H79ZM105 214L106 212L103 211ZM102 212V217L103 216H106V215H103L104 213ZM108 212H110V210H108ZM118 212V211H117ZM4 213V211H3ZM10 213V212H9ZM53 213V212H52ZM56 213V212H54ZM61 213V211H60ZM82 213L81 216H82ZM96 213V212H95ZM114 213H116L114 211ZM113 213V214H114ZM124 213V214H125ZM79 214V215H80ZM85 214V213H84ZM83 214V216H84ZM88 214V215H89ZM112 214V212H111ZM3 215V214H2ZM16 215V214H15ZM36 215H37V212H36ZM39 215V214H38ZM50 215H52L50 213ZM58 215V214H57ZM77 215V217L79 216ZM87 215V216H88ZM89 215V216H90ZM101 215V214H100ZM110 215V213H109ZM35 216V214H34ZM33 216V217H34ZM55 216V215H53ZM68 216V215H67ZM74 216V215H73ZM82 216V217H83ZM99 216V213L97 212V215L96 217ZM108 216V215H107ZM106 216V217H107ZM125 216L127 218H125ZM12 217V216H11ZM26 217V216H25ZM38 217V216H37ZM52 217V216H51ZM85 217V216H84ZM91 217V216H90ZM94 217V216H93ZM91 217V218H93ZM111 217V215H110ZM35 218V217H34ZM70 218H72L70 216ZM76 219V215L73 217ZM79 219L81 217H78ZM77 218V219H78ZM88 218V217H87ZM86 218V219H87ZM108 218V217H107ZM107 218H104L102 219L105 220ZM116 218V219H115ZM131 218V217H129ZM10 219V218H9ZM33 219V218H32ZM50 223H51V220L52 218L48 217ZM54 219V218H53ZM52 219V220H53ZM57 219V218H56ZM61 219V218H60ZM68 219V218H67ZM76 219V220H77ZM84 219V218H83ZM82 219V220H83ZM96 219V218H95ZM19 220V219H18ZM38 220V219H37ZM36 218H35V221H37ZM64 220V219H63ZM70 220V219H69ZM68 220V222H69ZM85 220V219H84ZM83 220V221H84ZM90 220V219H89ZM101 220V219H100ZM110 220V219H108ZM128 220V219H127ZM17 221V220H16ZM24 221V220H23ZM34 221V219H33ZM39 221V220H38ZM71 221V220H70ZM81 221V220H80ZM15 222V221H14ZM26 222V221H25ZM54 222H55V219H54ZM59 222V221H58ZM67 222V221H66ZM75 222H78L79 221H75ZM85 222H87L88 224V220ZM96 222V221H94ZM98 222V220H97ZM106 222V220H105ZM2 223V222H1ZM16 223V222H15ZM48 224L50 226H52V224ZM73 223V222H72ZM72 223H70L72 226ZM34 224V223H32ZM47 224V222L45 223V225ZM61 224V223H60ZM64 224H65V221H64ZM76 225H74L73 227L71 228H74L75 226H77V223H74ZM82 224V223H81ZM80 224V225H81ZM92 224H95L92 222V220H90V226H88V228H91V225ZM103 225H105L104 223H102ZM5 225V224H4ZM16 225V224H15ZM79 225V224H78ZM83 225V224H82ZM86 225V224H85ZM83 225V226H85ZM96 226L98 224H95ZM103 225L100 226V222H99V226L97 227H103ZM108 225V226H109ZM87 226L85 228H87ZM107 226V225H106ZM36 227V225H35ZM48 228V226H46ZM54 227V226H53ZM66 227V225L64 226ZM68 227V225H67ZM67 227L65 228V231L64 232H67ZM78 227V226H77ZM76 227V228H77ZM81 226H79L80 228ZM213 227V228H212ZM13 228V226H12ZM24 228V227H23ZM51 228V227H49ZM48 228L47 231H49L50 229ZM69 228V227H68ZM69 228V229H71ZM87 228V229H88ZM96 228V227H95ZM105 228V226H104ZM111 228V230H112ZM212 228V229H211ZM11 229V228H10ZM17 229V228H16ZM46 229V228H45ZM64 229V228H63ZM67 229V230H66ZM75 229V228H74ZM73 229V230H74ZM86 229V230H87ZM94 229V228H93ZM97 229V228H96ZM95 229V230H96ZM103 229V228H102ZM24 230V229H23ZM54 230V229H53ZM52 230V231H53ZM72 230V229H71ZM81 230H83L82 232H84V229H81L80 228V233L79 231L77 230L76 232H78L77 234H83L81 233ZM85 230V231H86ZM107 231V228L105 229ZM109 230V228H108ZM1 231V230H0ZM6 231V230H5ZM11 231V230H10ZM13 231V230H12ZM15 231V230H14ZM36 231V230H35ZM44 231V229H43ZM46 231V234L49 235V233H47ZM59 231H60V225H59ZM75 231V230H74ZM91 231V233L89 232ZM31 232V231H30ZM58 232V231H56ZM94 232V231H93ZM97 232V233H96ZM95 233L98 234L97 238H99V240L97 239V241L101 242V244L99 245L98 243V247H99V250H97V246H96V237L95 239H93L94 237L91 236L92 233V230H88V233H90V236L92 237V239L94 240L93 243L91 244L93 247L90 246L89 250H88V255H90L94 262L93 264H105L107 262L106 258L108 257L107 254L109 253L107 251V253L105 252L104 254L106 255V258L105 256L103 255V250L105 249H100L103 245L105 244L104 241L107 240L106 242L109 243V240L108 239H105V237H107V235L111 234L110 231L109 234L104 232L103 230L99 229L97 230ZM108 232V231H107ZM3 233V232H2ZM59 233V232H58ZM57 233V234H58ZM76 234L74 233L73 231L71 232L70 231V234ZM20 234V233H19ZM52 235H54V233H51ZM107 234V235H106ZM62 235H65V233H63ZM89 235V234H88ZM87 233L85 234V237L88 236ZM29 236V235H28ZM39 236V235H38ZM51 237V236H50ZM61 238V240L64 238L61 237V236H58ZM68 236L66 235V241L71 239V238H67ZM73 237V236H72ZM75 237V236H74ZM73 237V238H74ZM77 237V236H76ZM81 237L83 238L84 236L81 235ZM84 237V238H85ZM110 237V236H109ZM108 237V238H109ZM5 238V237H4ZM7 238V237H6ZM33 238V237H32ZM49 238V237H47ZM55 238V237H54ZM78 238V237H77ZM82 238H81V241H82ZM115 238V237H114ZM113 238V239H114ZM37 239V238H36ZM50 241H52L51 238H49ZM48 239V240H49ZM76 239V238H75ZM74 239V244H78V240H77V243H75ZM91 239V238H90ZM90 239L88 238V240L90 241ZM112 238H110L111 240ZM39 240V238H38ZM46 240V239H45ZM73 240V239H72ZM117 240V239H116ZM10 241V240H9ZM42 241V240H41ZM44 241V240H43ZM42 241V242H43ZM54 241V240H53ZM52 241V242H53ZM70 241V240H69ZM68 241V242H69ZM86 241V240H85ZM114 241V240H113ZM28 242V241H27ZM32 242V241H31ZM41 242V243H42ZM51 242V243H52ZM71 242V241H70ZM73 242V241H72ZM71 242V244H72ZM79 242H80V239H79ZM94 242H95V246L96 248L94 247ZM117 242V241H116ZM39 243V242H38ZM49 243V242H48ZM62 244L63 242H59L58 244ZM81 245H83V243L85 244L84 242V239L82 242H80ZM37 244V243H36ZM35 244V246H36ZM44 244V242H43ZM58 244H57V247H58ZM65 243H63L62 245H64ZM70 244V245H71ZM88 244V242H87ZM48 245V244H47ZM50 247L52 246V244H49ZM73 245V244H72ZM71 245V246H72ZM107 245V244H106ZM120 245V246H119ZM41 246V245H40ZM69 246V245H68ZM77 246V245H76ZM88 246V245H86ZM101 246V247H100ZM27 247V246H26ZM74 247V246H73ZM71 247V250L72 248ZM82 247V246H81ZM84 247V246H83ZM104 247H107L104 245ZM108 247H109V244H108ZM107 247V248H108ZM18 248V247H17ZM42 248V247H41ZM40 248V249H41ZM49 248V247H48ZM64 248V247H63ZM67 248V247H65ZM76 248V247H75ZM87 248V247H86ZM85 248V249H86ZM107 248L105 250H107ZM111 248V247H110ZM114 248V246H113ZM113 248H111L112 252H113ZM3 249V248H1ZM39 249V248H38ZM45 248H43L44 250ZM51 248H49L50 250ZM59 249V248H58ZM74 249V248H73ZM79 250V248H76ZM75 249V250H76ZM42 250V252H43ZM48 250V249H47ZM69 250V249H68ZM67 250V251H68ZM77 250V251H78ZM81 252H82V248L80 249ZM104 250V251H105ZM1 251V250H0ZM45 251V250H44ZM62 251V250H61ZM65 251V250H63ZM62 251V253H63ZM74 250H72V254L78 256L77 261L79 259V253ZM84 251V250H83ZM3 252V251H2ZM42 252H40L42 254ZM51 253V251H49ZM58 252V251H57ZM60 252V251H59ZM70 252V251H68ZM77 252V254H75ZM111 252V254H112ZM5 253V252H4ZM28 253V252H27ZM66 253V251H65ZM63 253V255L65 254ZM83 253V252H82ZM85 253H86V250H85ZM48 254V253H47ZM59 254V253H58ZM71 254V252H70ZM69 253H67V256L65 254L66 257H69L68 255H70ZM81 254V253H80ZM3 255V253H2ZM2 255L0 256V258L2 257ZM5 255V254H4ZM43 255V254H42ZM72 255V256H74ZM8 256V255H7ZM44 256V255H43ZM42 256V257H43ZM60 256V254H59ZM75 256V257H76ZM111 256V255H110ZM10 257V256H9ZM39 257V256H38ZM46 257V256H45ZM44 257V258H45ZM48 257V255H47ZM81 257H83V254H81ZM80 257V258H81ZM36 258V256H35ZM43 258V259H44ZM71 258V256H70ZM69 258H65L66 261L68 260L69 262L71 261ZM74 258V257H73ZM86 258V256H85ZM4 259V257H3ZM37 259V258H36ZM35 259V260H36ZM61 259V257H60ZM63 259V257H62ZM63 259V260H65ZM1 260V259H0ZM16 260V259H14ZM40 260V259H39ZM42 260V259H41ZM45 260V259H44ZM75 260V259H73ZM81 260V259H80ZM84 260V259H83ZM82 260V261H83ZM86 260V259H85ZM56 261V256L55 254H51L45 261H44V264H54ZM75 261V263L77 262ZM89 264L90 261L86 260ZM36 261H34L35 263ZM43 262V261H42ZM64 262V261H63ZM68 262V263H69ZM72 262V261H71ZM81 261H78V264L80 263ZM1 263V262H0ZM3 263V262H2ZM33 263V264H34ZM38 264V262H36ZM40 263V262H39ZM82 263V262H81ZM11 264V263H10ZM62 264V263H61ZM65 264V263H64ZM85 264V263H84ZM92 264V263H91Z\"/></svg>","mask_w":264,"mask_h":264}]
</instances>
